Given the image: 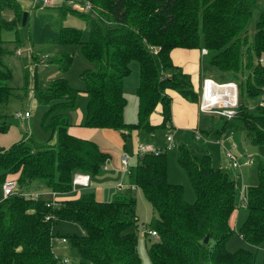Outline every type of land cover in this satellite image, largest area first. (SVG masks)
I'll return each mask as SVG.
<instances>
[{
  "label": "trees",
  "instance_id": "obj_1",
  "mask_svg": "<svg viewBox=\"0 0 264 264\" xmlns=\"http://www.w3.org/2000/svg\"><path fill=\"white\" fill-rule=\"evenodd\" d=\"M56 1L62 3L44 7L57 10L60 20L68 14L77 16L89 28L86 40L82 30L73 26L58 31L59 44L79 46L92 65L80 74L87 96L83 127L114 130L125 141L136 130L150 134L165 129L171 117L169 91L198 103L199 92L191 77L173 64L170 54L174 48H204L201 72L220 82H236L249 97L264 93V10L250 24L259 0H81L88 5L86 11ZM22 13L17 0H0V133L9 129L2 107L13 93L5 56L24 44ZM37 56L40 53L30 56L35 70ZM72 61L71 52L59 49L51 63L57 65L60 76L49 80L46 88H40L35 78L32 87L33 98L47 106L41 125L54 142L45 144L29 136L0 147V264H59L53 243L59 236L67 239L66 246L77 256L76 264H142L134 196L120 191L110 201H102L90 192L53 204L25 195L42 193L38 190L66 195L72 191L76 174L95 177L109 160L96 142L69 132L72 123L66 111L76 107L80 92L64 76ZM133 62L139 68L138 106L137 121L129 123L124 117L123 80ZM158 105L163 120L153 125L150 116ZM208 116H217L219 125L202 126L200 113L197 130L205 139H220L234 130L242 132L251 145L264 147V106L259 103L248 107L239 100L232 119ZM177 152V161L195 193L193 202L185 200L181 184L168 179L166 151L139 155L135 168L130 166L131 182L156 213L149 225H143L157 232L153 239L146 230L153 239L147 247L151 263L254 264V252L244 247L230 251L227 242L234 233L231 217L241 207L248 212L239 227L242 240L253 246L264 241V165L258 168L257 184L244 196L240 177L214 167L210 155L183 144ZM10 179L17 180L18 188L2 198V185ZM61 221L78 224L81 232H54ZM206 235L209 238L204 242Z\"/></svg>",
  "mask_w": 264,
  "mask_h": 264
},
{
  "label": "rangeland",
  "instance_id": "obj_2",
  "mask_svg": "<svg viewBox=\"0 0 264 264\" xmlns=\"http://www.w3.org/2000/svg\"><path fill=\"white\" fill-rule=\"evenodd\" d=\"M52 2H58L56 0H52ZM66 5L71 6L73 9L86 11L85 5L81 0H64ZM62 3V2H58ZM48 4V5H51ZM32 6V4H22L21 7L23 12H27V23L20 27V34L24 39V44L15 48L13 54H9L5 56V61L8 67L11 70L12 78L10 80V86L12 87V96L9 102L2 107V112L7 115V121L10 124L9 129L5 133H0V147L7 148L12 144L22 140L26 137H33L35 140L41 143H53L54 139L51 137L50 132L45 131L41 125V118L43 113L46 111L47 106L38 103L33 98V85L34 79L36 78L37 84L40 88H46L48 85V81L52 78L60 76V71L56 64L51 63V60L57 54L59 49H64L73 54V61L68 69V71L64 74L67 79L69 85L75 89L80 90L77 96L76 107L72 110L78 113V109H84L85 103L87 100L86 94L82 91L84 87V83L80 78V74L92 67L91 63H89L83 56L81 49L77 45H67L61 46L58 41V31L62 26H73L82 30L83 39H87L89 35V28L86 25L85 21L80 19L77 16L68 14L64 20H60L57 17V10L53 8H47L42 5L40 6ZM264 10V0H259V6H257L254 10L253 17L250 20L251 27L257 20L259 13ZM18 51V54H17ZM43 51V52H42ZM32 52L40 53L38 62L39 64L35 70V63L32 59ZM204 55H202L203 58ZM263 65H264V57ZM133 64H135L133 66ZM26 69L28 73L26 72ZM138 64L137 62H133L131 64V70L128 76H126L123 80L124 83V95L127 99V105L125 108V121L132 123L137 121V96L135 94V88L138 84ZM28 74L29 81L27 88H23L25 82V74ZM36 74V77H35ZM202 74L208 76L205 71L202 69ZM212 74V73H211ZM125 81V82H124ZM239 86V85H238ZM199 98V97H198ZM261 97H249L245 90L241 91L239 87V100L241 103L248 107H254L257 103H259ZM26 111H30V118L25 120H20L15 118L16 113H24ZM71 110L66 111V116L72 121H74L73 117H71ZM203 125L202 126H211L219 125L217 116H208L205 117L203 114ZM205 120V121H204ZM165 130H157L152 137H148L144 132H140V134L129 137L125 142H123L122 136L119 132L114 130H104L99 129L94 132V139L96 144L109 155V157L113 156L115 153L123 154L124 148L128 151L133 149L134 144L137 141L149 142L159 145V148H165L163 146L165 139ZM187 134V133H184ZM183 133H179L175 138V146L170 149H163L167 153V169H168V179L171 182L179 183L183 186L184 198L188 202H193L195 200L194 190L189 182V179L179 165L177 161V150L179 145L183 144L185 146L192 147L196 152L203 154L208 153L211 155L213 164L218 166H227V161L224 158V150L232 149V145H236L234 149L235 154L238 156L239 163L241 164V173H240V183H241V194H246L248 188L255 186L258 182V168L261 165H264V147L263 146H254L250 143L246 142L243 135L239 131L228 130L224 134L225 136V144L223 147V143H217L212 140H206L204 137L196 138L192 135L189 136L184 135ZM185 137V138H184ZM181 138V139H180ZM217 143V144H216ZM155 146V145H154ZM163 146V147H162ZM156 147V146H155ZM249 156L251 163L244 164L243 162ZM130 166L135 168L136 161L131 163ZM238 170L240 168L233 170L237 175ZM233 171H229L231 175H233ZM237 171V172H236ZM103 173V171L101 172ZM96 178V177H95ZM130 179V178H129ZM128 182V180H127ZM131 184V179L128 184ZM78 189V188H77ZM122 191L126 194H130L136 198V209L135 212L140 220V226L137 231L138 236V252L142 261V264H152L148 254L147 247L150 242L153 240L146 234V230L149 227H144L143 225H149L152 221L153 216L156 215L150 203L146 200L141 190L138 188L134 191L128 190L127 188L122 189ZM91 190L80 188L78 191L71 193V197L81 196L84 193H90ZM103 196H109V199L106 201H110L114 195L117 193L113 191L111 188H104L101 191ZM120 192V191H119ZM94 193V192H93ZM44 199H50L51 195L48 192H44ZM66 197H61L63 199ZM59 200V198L57 197ZM247 210L244 207L239 208L233 216L232 226L234 229V233L229 238L227 242V248L230 251H234L238 248L244 247L255 253L256 259L254 264H262L264 259V241L259 246H253L246 242H244L239 234V227L243 224L247 217ZM142 225V226H141ZM80 226L78 224L61 221L54 227V232H58L59 234H75L79 232ZM54 247L56 249L57 256H61L62 258H68L71 261V264H76L77 256L75 253L71 251L70 248L65 250V253L57 250V246H62L59 243L58 238L54 240ZM67 247V246H66Z\"/></svg>",
  "mask_w": 264,
  "mask_h": 264
},
{
  "label": "crops",
  "instance_id": "obj_3",
  "mask_svg": "<svg viewBox=\"0 0 264 264\" xmlns=\"http://www.w3.org/2000/svg\"><path fill=\"white\" fill-rule=\"evenodd\" d=\"M17 1L20 3V6L24 3H26V4L29 3V4H32L33 7H35L34 5H36L38 3L37 2L38 0H17ZM170 55H171V59L173 61V64L180 67L184 73H187L191 77V81H192V85H193L194 90L196 92H199L201 89L202 80L204 78V75L202 74L201 68H200V64L202 61L201 51L199 49L174 48L171 51ZM134 65L135 64H133V66ZM168 94L170 95L172 101H171L170 121L166 124V127L164 129L166 134L171 133V134H173V138H174V136H176L179 133H183V134L187 133L189 136L192 135L193 137H196V138H199L198 136H200V138H202L203 137L202 134H199V132L197 130V127L199 125V118H200V111L198 108V103L189 102L185 98H183L181 95H179L178 93H176L174 91H169ZM137 106H138V102H137ZM70 113H71V117H73V119H74V121H72V125L69 128L70 134H72L76 137L91 139V140L95 141L93 135H94V132H96L99 129L87 128V127L81 126V123L83 122V119H84V109H78V113L71 110ZM124 117H125V114H124ZM69 119H70V117H69ZM162 120L163 119H162V115H161V106L158 105L155 108L154 112L150 116V122L153 125H158L162 122ZM104 130H110V129H104ZM140 132L141 131H139V130L133 131L129 137L134 136V135L138 136V134H140ZM145 134L148 135V137H152L155 134V132L150 133V134H147V133H145ZM187 134H184V135H187ZM241 134L243 135L245 141L248 142L246 140L244 134L242 132H241ZM222 138H223V147H224L225 136H223ZM206 140H208V139H206ZM125 141L123 140V142H125ZM174 141H175V138H174ZM139 143L152 144V145H155L157 148H159V145L153 144V143L149 142V140L146 142L137 141L134 144L133 149L131 151H128L126 148H124L123 153H129L131 155L130 164L137 160V155L135 154V152L137 151V146ZM164 145H165V139H164L163 146ZM231 148H232L231 150L234 152L236 145H232ZM206 154H208V153H206ZM121 157H122V155H120L119 153H115L113 156L109 157V160L107 161V163L105 165L106 168L103 170V173H100L99 175L95 176L96 178L90 177V184L87 187H79L78 189L76 188L75 190H72L71 192H69L63 196H57L56 195V198H54V199L58 200L57 197L59 198V200H62V199H60L61 197H66L63 199L77 198L79 196L71 197L70 196L71 193L78 191L80 188H83L84 190L88 189V190H91L92 192H94V195H95L96 199H98V200H102V201L108 200L109 196L107 197V196L102 195L103 193L101 191L104 188H106V187L111 188L113 191L118 193L120 191L116 188V183L118 181H123L126 185L130 184V183L128 184V182H130L129 175H126L122 171ZM247 158H249V156H247ZM246 159L243 162L244 164H246ZM211 162H212V158H211ZM212 165L214 167H220L226 171L235 170V169L229 167V165L222 167V166H218L216 164H213V162H212ZM240 173H241V167H240V170H238L237 175L240 176ZM233 174H235L234 171H233ZM127 180H128V182H127ZM38 191L42 192L43 196H44V192H50L47 190H38ZM42 198H44V197H42ZM234 213L231 217V225H232ZM79 232H81V229L79 230ZM67 248H69V247L68 246L66 247V245L65 246H63V245L57 246V250H59L62 253H65V250ZM54 252H55V255L57 256L55 247H54ZM57 257L59 259L62 258L61 256H57Z\"/></svg>",
  "mask_w": 264,
  "mask_h": 264
},
{
  "label": "built area",
  "instance_id": "obj_4",
  "mask_svg": "<svg viewBox=\"0 0 264 264\" xmlns=\"http://www.w3.org/2000/svg\"><path fill=\"white\" fill-rule=\"evenodd\" d=\"M52 0H38L36 6H45L51 4ZM88 8V5H85ZM202 55L207 53L206 49H201ZM18 54V51H17ZM262 61V59H260ZM239 104V88L238 84L234 81H227V82H220L214 79L211 76H205L202 80L201 89L199 91V98H198V108L200 113L206 115H221L226 117L227 119H232L235 117L238 109ZM259 105L264 106V93L260 98ZM30 111H26L24 113H16L15 118L20 120H27L30 118ZM200 137V136H198ZM166 146L165 148H157L152 144H143L139 143L137 146V151L135 154L137 157L144 153H159L163 151V149H170L175 146L173 134L168 133L165 135ZM217 143L222 144L223 138L214 140ZM224 157L229 165V167L233 169H238L241 167L239 163L238 156L231 150L225 149L224 150ZM130 160L131 155L129 153H123L121 157V168L122 171L129 175L130 173ZM250 158L246 159V164L250 163ZM106 166H104V169ZM90 184V177L87 174H76L73 178V188L75 190L79 187H87ZM17 180L10 179L3 183L2 185V198H6L9 195L14 194L15 190L17 189ZM116 188L120 191L122 189L127 188L128 190L134 191L138 187L136 184L131 183L126 185L123 181H118L116 183ZM51 195V203L55 204L57 193L56 192H48ZM34 199H40L43 197V193H31L25 194ZM44 199V198H43ZM47 200V199H46ZM49 204V203H48ZM147 233L153 238H157V232L155 230H148ZM58 240L61 245L65 246L67 244V239L65 237H58ZM70 259L68 258H61L59 264H69Z\"/></svg>",
  "mask_w": 264,
  "mask_h": 264
},
{
  "label": "water",
  "instance_id": "obj_5",
  "mask_svg": "<svg viewBox=\"0 0 264 264\" xmlns=\"http://www.w3.org/2000/svg\"><path fill=\"white\" fill-rule=\"evenodd\" d=\"M27 16H28L27 12L24 11V12L22 13V21H21V24H22V25H25L26 20H27ZM208 238H209V236L206 235L205 238H204V242H207Z\"/></svg>",
  "mask_w": 264,
  "mask_h": 264
}]
</instances>
